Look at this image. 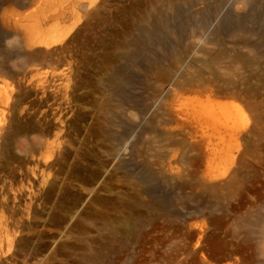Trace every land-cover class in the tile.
I'll list each match as a JSON object with an SVG mask.
<instances>
[{"label":"rangeland","instance_id":"rangeland-1","mask_svg":"<svg viewBox=\"0 0 264 264\" xmlns=\"http://www.w3.org/2000/svg\"><path fill=\"white\" fill-rule=\"evenodd\" d=\"M0 264H264V0H0Z\"/></svg>","mask_w":264,"mask_h":264}]
</instances>
